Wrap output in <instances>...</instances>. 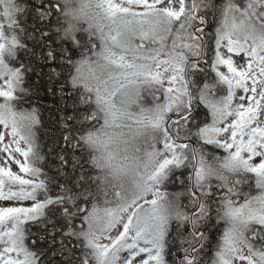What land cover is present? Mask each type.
<instances>
[{"label":"snow or ice","instance_id":"obj_1","mask_svg":"<svg viewBox=\"0 0 264 264\" xmlns=\"http://www.w3.org/2000/svg\"><path fill=\"white\" fill-rule=\"evenodd\" d=\"M0 264H264V0H0Z\"/></svg>","mask_w":264,"mask_h":264}]
</instances>
